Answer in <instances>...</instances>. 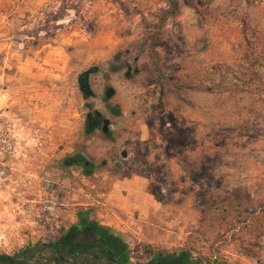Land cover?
Returning <instances> with one entry per match:
<instances>
[{
  "label": "rangeland",
  "instance_id": "rangeland-1",
  "mask_svg": "<svg viewBox=\"0 0 264 264\" xmlns=\"http://www.w3.org/2000/svg\"><path fill=\"white\" fill-rule=\"evenodd\" d=\"M164 11L168 0H0L1 117L23 147L0 204V229L18 242L0 247V264L79 216L119 239L127 264H264V0ZM51 46L54 78L35 69ZM92 111L107 133L87 128ZM76 156L92 164L87 175L65 162ZM133 174L161 202L144 220L102 201Z\"/></svg>",
  "mask_w": 264,
  "mask_h": 264
},
{
  "label": "crops",
  "instance_id": "crops-1",
  "mask_svg": "<svg viewBox=\"0 0 264 264\" xmlns=\"http://www.w3.org/2000/svg\"><path fill=\"white\" fill-rule=\"evenodd\" d=\"M26 1L30 6L38 7L43 3H45L47 0H26ZM41 47L43 48L44 46ZM55 49L56 46H51V51L44 53L43 56L39 60H37V62L35 63L36 73L37 70H41L39 74H47V76H52L53 78L55 76H58V74L53 71L54 68L58 67V64L56 62H52L51 57L49 55L56 53ZM45 64H48L49 67L47 66L45 67L44 66ZM44 92H47V90ZM33 108L35 109L36 106H34ZM49 108H50V104H44L41 109L43 110L44 114H48V113L51 114L49 112ZM18 144L19 142L17 143V145ZM22 148L23 147L17 148L16 146L13 152L8 154H0V168L3 171L2 177L0 179V204L1 202H4L3 200L8 199V196L7 197L5 196V191H6L5 189L15 188L16 184L19 182L15 178L16 170L18 168L15 159ZM102 201L103 204L115 209V211L120 214L123 215L134 214L136 215V218L142 220H144L149 215L154 216L159 211L161 205V202L157 200L154 197V195L146 191L145 178L137 174H133L131 176L121 177V178L115 177L111 181L109 189H107V191L102 194ZM0 214H1V209H0ZM0 219H1V215H0ZM107 234L110 233L104 232L102 235L106 236ZM0 235H3L6 239L9 240V244L7 246L10 247L7 248H15L11 244L13 238L11 237L10 234L3 233V231L0 229ZM32 238H33L32 235H29V237H27L28 240H31ZM12 242L13 244L16 245L18 242L17 238H15L14 241ZM33 247L34 246H32L31 249L24 248L16 255H14V256H18V259L16 260L11 259L13 256L12 257L6 256L3 260V263L4 264H44L43 262L44 260L40 256L41 254L36 253ZM29 252H33L35 254H33V256H29L30 258H27L25 254ZM182 257H184L186 260H189L187 258L188 256H182ZM47 264H55V262L52 261L51 259L49 262H47Z\"/></svg>",
  "mask_w": 264,
  "mask_h": 264
},
{
  "label": "flooded vegetation",
  "instance_id": "flooded-vegetation-1",
  "mask_svg": "<svg viewBox=\"0 0 264 264\" xmlns=\"http://www.w3.org/2000/svg\"><path fill=\"white\" fill-rule=\"evenodd\" d=\"M83 80L79 81L81 85ZM85 89V85L83 86ZM109 113L112 109H108ZM104 119L99 112H93L85 118L86 126L99 129L102 133H107L109 122L104 124ZM73 165H81L83 169L91 171L92 164L76 156L68 159ZM121 246L106 236L99 235L95 225L88 223L85 226L71 225L59 235V238L51 242L48 247H36L35 251L47 264L50 260H46L45 256H49L55 264H127L128 258L123 256ZM120 250V251H119ZM33 252L25 254L27 258L33 256ZM22 258V257H21ZM12 260L18 259L13 256ZM137 264H191L182 256H164L148 259L145 262Z\"/></svg>",
  "mask_w": 264,
  "mask_h": 264
},
{
  "label": "trees",
  "instance_id": "trees-1",
  "mask_svg": "<svg viewBox=\"0 0 264 264\" xmlns=\"http://www.w3.org/2000/svg\"><path fill=\"white\" fill-rule=\"evenodd\" d=\"M174 4H175V0H168L169 11L168 12L164 11L163 17L164 16H170V15H172L174 13ZM212 68L215 69V71L222 70L219 67H212ZM81 79L83 80V82H82L81 85L78 84V86L80 87L82 92H86V87L87 86H86V74L85 73H81L80 75H78V78H77L78 83H79V81H81ZM84 85H85V89H83ZM93 112H99V111H92L91 113H87L85 115V118L88 117L89 115H91ZM87 128L90 129V130H94L93 127H87ZM65 162H68V158L65 159ZM88 173H89V171L86 170L85 171V175H87ZM212 205H213V202L212 201L209 202V207L212 206ZM82 217L83 216H79L78 222L76 224V225H79L81 227L85 226V225H87L89 223V222H87L86 219H84V217L83 218ZM96 228L98 229V234L99 235H102L104 233L103 230L99 229L98 227H96ZM106 237L109 238V239H112L114 242H116L118 245H120L121 248H122L120 250L123 251V247L124 246L121 244L119 239H117L116 237H114L113 235H110V234H107ZM49 245H50V243H40V244H35L33 248L34 249L36 247H44L45 248V247H48ZM189 262L191 264H214L215 263L214 258L211 259V257L190 258Z\"/></svg>",
  "mask_w": 264,
  "mask_h": 264
},
{
  "label": "built area",
  "instance_id": "built-area-1",
  "mask_svg": "<svg viewBox=\"0 0 264 264\" xmlns=\"http://www.w3.org/2000/svg\"><path fill=\"white\" fill-rule=\"evenodd\" d=\"M16 136H15V126L13 123H7L1 117V107H0V154H8L13 152L16 148ZM2 169L0 168V179L2 177Z\"/></svg>",
  "mask_w": 264,
  "mask_h": 264
},
{
  "label": "clouds",
  "instance_id": "clouds-1",
  "mask_svg": "<svg viewBox=\"0 0 264 264\" xmlns=\"http://www.w3.org/2000/svg\"><path fill=\"white\" fill-rule=\"evenodd\" d=\"M9 244V240L3 235H0V247H6Z\"/></svg>",
  "mask_w": 264,
  "mask_h": 264
},
{
  "label": "water",
  "instance_id": "water-1",
  "mask_svg": "<svg viewBox=\"0 0 264 264\" xmlns=\"http://www.w3.org/2000/svg\"><path fill=\"white\" fill-rule=\"evenodd\" d=\"M106 123H107V120L104 121V124H106Z\"/></svg>",
  "mask_w": 264,
  "mask_h": 264
}]
</instances>
